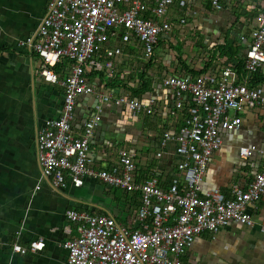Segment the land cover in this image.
I'll use <instances>...</instances> for the list:
<instances>
[{"label":"built area","instance_id":"2783aa9c","mask_svg":"<svg viewBox=\"0 0 264 264\" xmlns=\"http://www.w3.org/2000/svg\"><path fill=\"white\" fill-rule=\"evenodd\" d=\"M208 1L215 11L239 2L245 3L247 11H252L248 5L254 8L253 16L238 20L246 26L239 36L244 69L238 75L236 59L216 57L201 74L162 77V84L173 92L169 114L185 112L176 136L177 173L166 187L155 176L137 180L134 154L124 147L116 149V160L109 168L89 164L91 139L101 120L100 103L116 104L134 114H152L155 101L151 98L144 103L130 93L103 92L87 74L114 77L133 35L142 46V62L149 61L173 26L180 31L196 28L197 23L191 20L198 13L191 6L193 0H49L36 30L19 41L39 57L44 80L63 88L59 116L45 120L36 133V156L43 176L59 189L69 182L80 186L87 177H95L106 185L139 194V225L134 228L110 214L67 210V220L74 224L66 227L68 264H188L182 254L201 232H216L230 222L254 223L247 205L258 201L264 192V163L246 188L234 186L229 194L217 189L201 193V179L212 153L221 146V130L237 129L243 112L264 107V82L251 83L253 74L264 68V0ZM170 12L176 14L170 18ZM110 37L116 43L105 47ZM63 60L68 61L67 66L56 72L54 67ZM80 95H94L100 103L93 115L76 127L73 116ZM256 150L252 145L241 148L240 154L249 156ZM261 153L264 155V148ZM260 228L264 231V222ZM36 246L12 242V250L22 254Z\"/></svg>","mask_w":264,"mask_h":264},{"label":"crops","instance_id":"0c3cea01","mask_svg":"<svg viewBox=\"0 0 264 264\" xmlns=\"http://www.w3.org/2000/svg\"><path fill=\"white\" fill-rule=\"evenodd\" d=\"M48 1L0 0V264H68L64 247L69 237L66 227H74L66 217L69 209L110 214L132 228L139 225L138 192L122 191L95 177H87L80 186L69 182L64 188H55L39 167L36 133L45 120L59 116L63 88L44 80L39 72V57L19 45V41L36 30ZM191 6L198 12L191 17L196 28L180 31L173 26L149 61L142 62V46L132 36L118 60L115 87L108 86L100 73L87 75L103 92L129 94L125 85L138 88V74L148 64L150 88L140 94L139 100L155 101L152 114H134L116 104L100 103L94 95L77 97L73 116L76 127L93 115L97 103L102 104L101 120L94 130L89 152L93 168H109L116 160V149L124 147L134 154L137 180L155 176L166 187L177 173L180 156L176 153V136L185 112L169 114L173 92L162 84V77L202 69L211 51H217L216 46L223 44L226 37L238 46V55L242 57L239 36L246 30L240 22L235 24L240 20L239 13L236 17L228 9L215 11L208 0H193ZM247 7L252 11L243 14L253 16L254 8ZM174 12L168 17L172 18ZM115 43V38L110 37L105 47ZM179 54L187 70L177 60ZM64 64L61 67H66ZM235 70L239 75L237 67ZM253 77L263 82L260 79L264 80V68ZM241 116L237 129L221 130L222 143L207 163L201 193L217 189L229 194L234 186L244 189L260 171L264 163V107L248 109ZM252 145L256 151L249 156L240 154L241 148ZM247 211L252 225L230 222L216 232L203 231L186 248L182 260L188 264H264V231L260 228L264 222V192L258 201L247 205ZM14 241L27 248L32 243L37 246L22 254L12 250Z\"/></svg>","mask_w":264,"mask_h":264},{"label":"trees","instance_id":"16d2710c","mask_svg":"<svg viewBox=\"0 0 264 264\" xmlns=\"http://www.w3.org/2000/svg\"><path fill=\"white\" fill-rule=\"evenodd\" d=\"M228 38H225V42L221 45H217L216 49L217 51L213 50L211 51L212 54L209 57V60L204 64V67L198 71L195 70H188V72L191 73V75H198L201 74L203 72H205L208 69V66L212 63V61L216 58V57H221L222 59H236L237 63L236 66L238 68V70L240 72H242L243 68V58L241 56L238 55V46L233 45V43L231 41L227 40ZM179 60V62L182 64V67L184 69H188V67L185 65L184 60L181 58L180 54L177 56ZM66 62V64H64ZM68 61H61L59 63H57V65L54 67L56 72H60L61 69L63 67H61L63 64L64 66H67ZM147 65H145V68L143 70H141L139 72V83H138V88H134L133 86H129V85H125V87H127L126 89H128L130 91V95L139 98L140 94L145 93L147 90H149L150 88V84L148 83L149 77L147 76ZM61 67V69H59ZM90 75L92 76L94 74V72H89ZM88 73V74H89ZM87 74V75H88ZM104 78V77H103ZM106 80V83L108 86L110 87H115L114 82L116 81L114 77L112 78H104ZM118 81V80H117ZM260 81H263V79H260ZM257 79L255 80L254 77H251V83L252 84H256ZM117 83V82H116Z\"/></svg>","mask_w":264,"mask_h":264},{"label":"rangeland","instance_id":"374dc122","mask_svg":"<svg viewBox=\"0 0 264 264\" xmlns=\"http://www.w3.org/2000/svg\"><path fill=\"white\" fill-rule=\"evenodd\" d=\"M201 1H203V0H201ZM245 5V3L244 2H239L237 5H235V6H233V8H229L228 10L229 11H231L236 17H239L240 15L239 14H241V16L239 17L240 18V20L242 21V22H244V20H245V15L243 14L244 12H246L247 10L243 7L242 8V5ZM239 13V14H238ZM242 15H243V17H242ZM237 22L235 21V24H236ZM231 24H233V23H231Z\"/></svg>","mask_w":264,"mask_h":264},{"label":"clouds","instance_id":"9594fccd","mask_svg":"<svg viewBox=\"0 0 264 264\" xmlns=\"http://www.w3.org/2000/svg\"><path fill=\"white\" fill-rule=\"evenodd\" d=\"M243 6H244V5H242V8H243ZM230 8H233V6H232V7H230ZM226 9H229V8L227 7ZM223 10H224V9H223ZM220 11H221V10H220ZM236 22H238V20H236Z\"/></svg>","mask_w":264,"mask_h":264}]
</instances>
